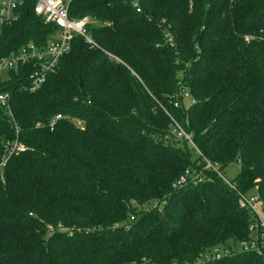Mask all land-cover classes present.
<instances>
[{
	"label": "trees",
	"instance_id": "obj_1",
	"mask_svg": "<svg viewBox=\"0 0 264 264\" xmlns=\"http://www.w3.org/2000/svg\"><path fill=\"white\" fill-rule=\"evenodd\" d=\"M35 3L0 26V57L57 32ZM69 15L96 46L75 37L34 92L33 63L0 74V264H264L237 248L239 195L264 212V0H72ZM179 82L195 100L175 107Z\"/></svg>",
	"mask_w": 264,
	"mask_h": 264
},
{
	"label": "built area",
	"instance_id": "obj_2",
	"mask_svg": "<svg viewBox=\"0 0 264 264\" xmlns=\"http://www.w3.org/2000/svg\"><path fill=\"white\" fill-rule=\"evenodd\" d=\"M71 1L72 0H36L34 8L36 15L43 17L45 23L55 25L57 27V32L50 38L47 45L44 47H39L33 42H28L23 45L17 53L0 57V74L33 63L34 70L29 74L28 86H26L30 91L34 92L41 88L50 74L56 72L60 59L69 52L71 43L75 37L81 36L91 46H96L87 28L90 22L89 17L72 18L69 15V4ZM23 4L24 0H0V26L18 20L19 8ZM8 98L9 93H0V102L6 107L9 106L7 103ZM172 99V104L175 107L183 106V103L185 104V99L190 100V103L195 100L182 82H179L178 92ZM8 110L10 113V109ZM164 110L168 113L166 109ZM61 118H63L61 114L52 118L50 122L51 129L54 128L57 121ZM171 119L172 123L170 127L172 133L180 140L185 139L193 144L191 134L187 133L174 118L171 117ZM194 147L196 146L194 145ZM23 149H25L23 145L17 142L13 143L12 151H20ZM210 166L215 170L217 169L216 166ZM219 174L223 177L222 173L219 172ZM192 180L194 182L201 181L202 171L198 173L195 171ZM182 181L185 183L186 178H182ZM226 182L231 187H234L231 181L226 180ZM239 203L243 208L247 209L252 216L250 220L251 240L242 244H247V249L255 250L264 257V217L260 216L258 213V207L256 206L257 204L260 205L258 197L240 194ZM260 208H262L261 205Z\"/></svg>",
	"mask_w": 264,
	"mask_h": 264
},
{
	"label": "rangeland",
	"instance_id": "obj_3",
	"mask_svg": "<svg viewBox=\"0 0 264 264\" xmlns=\"http://www.w3.org/2000/svg\"><path fill=\"white\" fill-rule=\"evenodd\" d=\"M6 73L7 72L1 73V76L2 77H6V75H7ZM185 104H190V100L185 99ZM239 171H240V164L238 162H233V163L229 164L224 169V173H223L224 174V179L225 180H228V181L233 180L237 176V174L239 173ZM249 194L251 196H257L255 189L250 190ZM256 206L258 207L257 209H258L259 215L262 216V217H264V212L262 211V208H260V205L257 204ZM241 245L243 246L244 249H247L248 248V245L247 244H244V245L243 244H237V248L238 249H242V246Z\"/></svg>",
	"mask_w": 264,
	"mask_h": 264
}]
</instances>
